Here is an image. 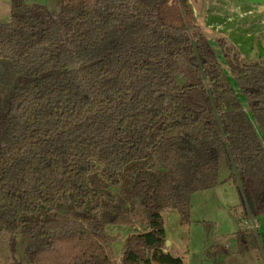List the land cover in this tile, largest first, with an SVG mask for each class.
<instances>
[{"label":"trees","instance_id":"trees-1","mask_svg":"<svg viewBox=\"0 0 264 264\" xmlns=\"http://www.w3.org/2000/svg\"><path fill=\"white\" fill-rule=\"evenodd\" d=\"M57 8L11 0L0 24V234L11 255L24 247L13 264H184L162 212L189 224L191 196L223 184L222 158L243 214L263 216L264 60L223 39L215 52L186 0ZM194 94L204 105L186 114ZM134 221L145 230L117 260L106 227ZM234 236L239 254L256 241ZM227 248L205 255L218 264Z\"/></svg>","mask_w":264,"mask_h":264},{"label":"rangeland","instance_id":"rangeland-1","mask_svg":"<svg viewBox=\"0 0 264 264\" xmlns=\"http://www.w3.org/2000/svg\"><path fill=\"white\" fill-rule=\"evenodd\" d=\"M24 1L26 4L41 5L50 11L58 9L57 0ZM186 2L192 10L201 34L215 52H219L217 41L223 39L235 48L245 62L264 60V0H186ZM10 10L11 0H0V24L9 23ZM0 70H2L1 66ZM231 85L237 94L238 101L250 116L238 88L232 81ZM191 101L194 107L188 109L186 114L197 110L200 112L197 108L204 105L202 97L194 94ZM194 118L197 120L198 115L194 114ZM252 122L254 123L253 119ZM257 132L261 138L260 132L258 130ZM227 173L228 169L222 158L219 164V178L222 180ZM229 183L230 185L226 187L228 206H222L219 204L220 200L212 199L203 205L202 209L198 207L196 216L201 219L200 213L204 212L207 218L203 219L212 225L207 236L202 228L203 222L191 227L189 224H181L175 210L168 209L162 212L165 235L169 243L166 249L171 255L182 257L184 264H212L205 253L214 245L222 248L228 246V251H224L218 259V264H264V217L253 220L250 214L244 215L239 206L234 183L232 181ZM144 230L141 221H134L129 225L106 227V232L111 235L112 250L117 260L124 251L126 237L131 233ZM238 232L253 233L256 238L252 249L244 254H239L233 243L236 237L232 234ZM225 236L228 237L225 238ZM8 241L7 235L0 234V264H13L14 260L23 258L22 243L19 242L17 252L13 256Z\"/></svg>","mask_w":264,"mask_h":264},{"label":"crops","instance_id":"crops-1","mask_svg":"<svg viewBox=\"0 0 264 264\" xmlns=\"http://www.w3.org/2000/svg\"><path fill=\"white\" fill-rule=\"evenodd\" d=\"M227 177H228V173L225 175V177L222 180L219 178V181L223 182L222 185H219V186H217L211 190H207V191H203L200 193L193 194L191 196V198H190L191 211H190V223H189V225H191V227L199 225V224H201V222L208 223V221H206V219H203V218H207L204 215V212L200 213V215L202 216L201 219L199 217H197L196 215L198 214V207H201V209H202L203 205H206L212 199H215L217 201L220 200L219 204L222 206H228L226 203L228 200L226 197V192H227L226 187L230 185V183H229L230 181L227 180ZM236 194H237V192H236ZM237 197H238V194H237ZM194 217L196 219H194ZM261 217H264V215ZM233 235L234 234H232V236ZM227 237L225 236V238H227ZM166 250L168 252V249H166Z\"/></svg>","mask_w":264,"mask_h":264},{"label":"water","instance_id":"water-1","mask_svg":"<svg viewBox=\"0 0 264 264\" xmlns=\"http://www.w3.org/2000/svg\"><path fill=\"white\" fill-rule=\"evenodd\" d=\"M227 105V104H226ZM227 107H228V105H227ZM169 245V243L168 242H166V246H168Z\"/></svg>","mask_w":264,"mask_h":264}]
</instances>
